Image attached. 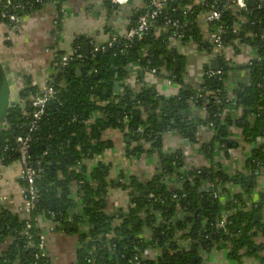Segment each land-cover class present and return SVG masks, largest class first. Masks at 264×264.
I'll use <instances>...</instances> for the list:
<instances>
[{
    "label": "trees",
    "instance_id": "obj_1",
    "mask_svg": "<svg viewBox=\"0 0 264 264\" xmlns=\"http://www.w3.org/2000/svg\"><path fill=\"white\" fill-rule=\"evenodd\" d=\"M5 1L0 0V7ZM28 1H32L31 6ZM63 1L11 0L12 4L24 6L18 11L20 16L52 2L59 21L57 28ZM104 4L108 11L116 9L110 0H104ZM183 4H169L155 26L130 47H125L124 41L116 42L108 51H99L93 59L70 60L63 70L50 76L56 95L49 100L30 144V160L41 168L36 175L40 197L35 212L44 216L51 212L58 230L78 235L77 264H132L134 255L140 256L142 264H201V252L207 254L223 249L227 258L236 264H240L243 257L264 264V243L258 237L264 235L263 195L246 206L255 188L256 171L264 167V129L261 125L264 121V0H247L246 10L240 12L244 18L238 33L228 35L255 47L256 53L249 64L240 67L248 71V83L236 87L231 94L236 100L238 115L230 108L226 86L228 74L235 65L220 62V75L203 74L198 85L201 96L196 94L193 86L183 82L184 57L167 47L169 29L158 30L162 26V16L167 14L190 23L187 29L193 27L195 12L183 15ZM232 12H224L221 19L228 30L237 24ZM193 35L198 48L206 49L207 44L201 36L196 31ZM83 41V36H74L72 47L81 46ZM238 51L236 47L235 53ZM81 63L90 68L76 74ZM131 63L156 68L158 74L180 85L178 94L164 96L144 85L134 89L125 83ZM210 68L209 63L203 64V72ZM115 81L120 82L117 92L112 90ZM104 88L107 89L105 92ZM35 91L36 86H32L30 78L26 77L21 95L27 99ZM190 100L195 101L197 108L205 110V116L197 118L196 125L187 118L189 115L180 114L183 109L189 113ZM101 101L106 102L101 104ZM32 108L26 101L24 109L30 113ZM94 112L101 115L89 121ZM124 116L129 120L126 131L122 122ZM28 118L18 104L9 108L6 124L0 129L2 163L17 159L16 152L10 148L17 135L27 133L25 122ZM210 122L212 125L208 126ZM205 127L212 132L199 145L205 165L200 166L199 172L198 168L183 172L184 162L179 151L164 152L162 149V135L168 130L182 135L186 128L187 136L193 140L197 139L198 129ZM230 127L241 130L244 142H256L244 169L230 171L223 163H215L216 151L222 150L220 144H224L225 157L231 148L238 146V142L229 136ZM106 129H119L129 138L126 154H156L158 167L148 179L135 174L127 177H120V174L121 180L109 179V165L101 162L91 168L89 175L85 167L80 172L74 171L82 157L102 154L111 146L108 140L102 139ZM146 143L149 146L146 147ZM173 174H183L186 179L178 186H170L166 180ZM72 183L77 184L79 211L74 209ZM229 185L239 190L229 191ZM116 187L129 191V206L115 216V213L107 212L106 194L109 188ZM216 190L218 196L213 194ZM173 194H176L175 198ZM50 201H53V209H50ZM177 211L182 212L183 218H175ZM224 215L225 226L219 229L216 225ZM31 222L29 233L32 236L27 238L24 220L0 203V241L11 239L9 247L0 255V264H51L50 258L42 255L39 247L41 229L36 221L32 219ZM144 227L150 230L148 238L142 236ZM184 240H189L188 248L180 245ZM154 247L160 251L156 258L141 256L145 249Z\"/></svg>",
    "mask_w": 264,
    "mask_h": 264
},
{
    "label": "crops",
    "instance_id": "obj_2",
    "mask_svg": "<svg viewBox=\"0 0 264 264\" xmlns=\"http://www.w3.org/2000/svg\"><path fill=\"white\" fill-rule=\"evenodd\" d=\"M145 2L146 0H130L124 5H117L116 9L112 11H108L104 0H64L59 28H57L58 25L54 24L57 15L52 2L44 4L36 11L23 15L15 28L0 21V58L6 65L9 79L14 81L11 82L12 94L17 89L21 101L23 100L21 109L25 108L28 100V98L24 99V96L20 93L25 87V78H30L33 84L39 86L43 84L52 73L51 58L53 51H69L72 48V40L76 35L84 37L82 43H88L90 39L97 42H106L112 34L120 35L128 23L133 22L131 18L135 20L133 16L144 6ZM134 5H136V8L133 7ZM175 47L177 52L184 57L182 77L184 84L193 87L199 85L202 82L203 64L207 61V54L198 49L192 42L175 43ZM254 56L255 52L252 47L242 48L234 64L236 68L231 70L226 80L229 94H232L236 87L248 83V71L240 67ZM129 72V77L125 80V83L131 85L134 89H139L144 85L154 88L156 92L164 96L176 95L180 90V85L175 81L158 73H151L143 69L138 63H131ZM138 78H140L139 81H134ZM14 104L16 102L12 101L11 105ZM230 108L234 114L238 115L239 110L236 105L232 103ZM188 115L191 116V122H193V119L203 118L205 111L195 105H190ZM197 133V139L190 140L187 136L188 144H183L182 135L165 132L162 135V149L164 152L178 150L187 170L203 166L205 161L199 145L200 141H205L210 137L211 131L205 127ZM121 136L117 129H107L102 133V139L111 143V146L107 147L101 154L103 161L110 166V174L114 175L119 172L120 177L137 174L144 179H148L158 167L157 156L154 153H143L140 160L134 161L132 166H127ZM229 136L238 142V146L231 148L227 157L224 156V159L218 162L223 163L230 171L244 169L246 159L253 148L256 147V142H244L241 138V130L235 127H230ZM221 153L225 155V151H221ZM18 170L19 163L17 159L0 165V193L9 195V199L4 205L15 213L18 212L17 209L21 200L17 197L18 189L21 186L17 179ZM166 181L170 186H178L182 183L173 175L168 177ZM229 186L231 187L229 191L236 192V186ZM259 186L262 187L261 190L264 193V177H262ZM259 186L252 192L251 197L254 199H258L260 196ZM116 189L111 188L109 194L106 195L107 207H110L113 203L125 204L127 195L113 192ZM73 200L74 209L79 211L76 208V199ZM261 218L264 221V208ZM39 223L45 233L44 247L51 264H77L75 251L78 246V235L66 234L58 230L57 223L48 221L47 218H40ZM50 228L53 229L50 230ZM142 236L147 238L148 231L144 229ZM258 237L264 243V235ZM10 244V238L0 241V255ZM155 256L148 255L149 258ZM201 257V264H236V262L227 258L224 249L212 250L207 254L201 253ZM240 264H259V262L248 257L241 259Z\"/></svg>",
    "mask_w": 264,
    "mask_h": 264
},
{
    "label": "built area",
    "instance_id": "obj_3",
    "mask_svg": "<svg viewBox=\"0 0 264 264\" xmlns=\"http://www.w3.org/2000/svg\"><path fill=\"white\" fill-rule=\"evenodd\" d=\"M36 2H40L41 0H35ZM111 3L115 6L117 5H124L128 3L130 0H110ZM29 2V3H28ZM28 6L32 5V1H28ZM173 2H184L181 11L183 15L190 14L192 12H195V20L193 21V27L191 29H187V25L190 24L186 21H181L177 18H174L171 14H167L162 16V26L158 28V30H161V28H168L169 29V35L167 40V47L170 50H176L175 43H186V42H192L197 48V44L193 41V32L196 31V33L201 36V39L203 42L207 44V48L200 49L204 51L207 54V61L206 63L211 65V61L213 59H218L219 64L220 62L224 63L225 65H234L237 61V56H239L242 48H245L246 46H250L253 48L255 52V47L246 44L241 43V40L239 38H229L230 33H238L239 25L243 22V15L240 14L241 11H245L247 8V0H146L144 6L141 7L140 10H138L136 13L135 20H133L132 23H128V25L123 29L122 33L120 35L118 34H112L110 38L106 42H97L93 39H90L88 41L89 44V52L88 56H85L81 52V46L72 47L67 52H58L53 51L52 52V60H51V70L52 73H55L59 70H63L72 59H77L78 61L83 60L84 58H91L93 59L96 54L104 50L106 48L111 47L114 43L119 41H124L125 47H130L136 40L141 39L145 34L148 33L152 29V27L155 26V23L158 19V17H161L162 11L167 8V6ZM136 8V5L133 6ZM24 9V6L20 3H14L12 4L11 0H6L5 3L0 7V21L6 23L8 26L15 28L23 15L20 16L18 14V11H22ZM14 11V12H12ZM62 11V6H61ZM227 11H233L232 14L235 15L236 18V25L232 26L229 30L227 29V26L221 23V19L223 17L224 12ZM59 21L56 17L54 20V24L58 25ZM261 38V37H260ZM260 39L258 38L259 42ZM238 48V53H235V48ZM199 49V48H198ZM80 50V51H79ZM248 59V61L244 64H249L254 58ZM143 68V67H142ZM145 70L150 71L151 73H157L156 68H143ZM203 74H207V76H218L220 75V66L218 70H213L210 68L206 73L203 72ZM51 76V75H50ZM171 79V78H170ZM140 78L134 80L139 81ZM172 80V79H171ZM30 84L32 86H36V91L32 94H29L27 102L31 104L33 107L32 110L27 112L25 109H22V112L24 115H28V120L25 122V126L27 129V133L19 134L15 137V143L14 146L10 148V150H14L17 154V160L19 163V170L17 174V179L20 183V188L17 192V197H19L20 204L17 209V214L20 216L21 219L24 220V235L27 238H31V234L29 233V229L32 227L31 220L33 219L36 221V225L41 229L39 220L40 218H47L48 221H53V215L52 213H48L46 216H44L42 213L35 212L38 209V201H39V186L36 182V175L41 170V168L38 166H35L32 164L30 160V144L33 138V132H35L40 124V121L42 117L46 113V106L50 99L54 98L56 95V89L51 84V77H49L43 84L36 85L33 84L30 81ZM196 89V94L198 96H201V90L196 85L194 87ZM137 90V89H136ZM233 93V92H232ZM234 96L230 94V102L236 105ZM106 101H101V104L105 103ZM190 105H195V101L190 100ZM205 111V110H204ZM101 114L99 112H94L93 115L89 118V121L94 120L96 117H99ZM128 117L124 116L122 119L123 125L125 126V131L127 130V122ZM211 122L208 126H211ZM4 127V126H3ZM107 130V129H106ZM121 133V142L124 145V154H125V161L126 165H133V162L140 160L141 155L134 156V155H128L126 154V142L124 139L123 133L117 129ZM105 131V130H104ZM167 133H173L171 131H166ZM212 133V132H211ZM178 134V133H176ZM181 136V134H178ZM145 146H149V143H146ZM222 150L216 151V158L215 163L218 161L221 162L224 159V155L221 153L224 148V144L219 145ZM155 154V153H154ZM156 155V154H155ZM219 159V160H218ZM124 160V159H123ZM98 162H101L103 164H108L103 161L102 155L97 154L92 157H82L80 161L74 166V171L80 172L82 167H85V172L89 175L91 172V168L97 164ZM39 163V162H38ZM37 163V164H38ZM4 164L0 161V165ZM109 165V164H108ZM205 165V164H204ZM121 166H123L121 164ZM197 172H199V167ZM187 170L184 166L182 167V171L184 172ZM258 171V176L256 178L255 182V188L259 186V183L261 182L262 177H264V167H261ZM110 166H109V179H119L117 175H119V172H116L114 175L110 174ZM178 180L181 182H184L186 179V176L183 174L180 176H176L173 174ZM127 177V176H126ZM121 180V178L119 179ZM261 186V184H260ZM259 186V190L261 191L260 194L263 195L264 199V193H262V187ZM227 188V184L225 185ZM71 196L73 199H76V204L78 210L80 209V201L77 196V184L72 183L71 185ZM208 188L211 190L213 189L211 186H208ZM224 188V187H223ZM238 188V187H237ZM254 188V190H255ZM258 188V187H257ZM111 188H109L106 195L109 194ZM125 190L127 198L124 205H119L117 203H113L110 207H107V212L110 214H114L116 216V213L119 210H124L129 206V198H128V190ZM239 190V188H238ZM253 190V191H254ZM252 191V192H253ZM214 196H218V190L213 191ZM252 196V194H251ZM250 196V200L248 203H246V206L249 207L251 203H255L258 199H254ZM172 197H176V194H173ZM9 199L8 194H1L0 193V203L4 204ZM22 215V216H21ZM176 219L183 218V214L180 211H177L175 214ZM119 221V220H118ZM226 223V215L222 217V219L217 223V227L219 229H223ZM53 228H50V230ZM144 230V228H143ZM148 231V236L150 234L149 229H145ZM180 232H178V235ZM40 244L39 247L42 250V255H47L44 247V240H45V233L44 231L40 232ZM148 238V237H147ZM189 240H184L180 242V245L182 247L188 248L189 246ZM158 248H148L145 249L144 252H142V257L149 258L148 255H158L159 254ZM203 253V252H201ZM150 258L154 259L156 258ZM49 257V256H48ZM248 258V257H243ZM242 258V259H243ZM132 264H142V259L138 255H134L133 259L131 260Z\"/></svg>",
    "mask_w": 264,
    "mask_h": 264
},
{
    "label": "water",
    "instance_id": "obj_4",
    "mask_svg": "<svg viewBox=\"0 0 264 264\" xmlns=\"http://www.w3.org/2000/svg\"><path fill=\"white\" fill-rule=\"evenodd\" d=\"M137 14V13H136ZM136 14L133 16L134 18L136 17ZM106 51H108V48H106ZM81 52L83 55L88 56V52H89V44L87 42H84L81 44ZM98 54H96L95 57H97ZM176 64L177 67H179V61L176 60ZM219 60L218 59H213L211 61V68L213 70H218L219 69ZM90 68V65H85L83 63H81L78 68H76L75 72L76 74H80V73H84L86 72V70H88ZM11 82H14L13 80L11 81L9 79V72L6 68L5 63L3 62V60L0 58V129L3 128V126L6 124V119H7V115L9 112V108L12 106L11 103V96H12V88H11ZM120 88V82L119 81H115L112 90L114 92H117ZM104 92L107 90L106 88L103 89ZM188 110L183 109L180 114L185 116L188 115L187 114ZM189 120H191V116L187 117ZM193 124H197V120L193 119ZM189 125V123H188ZM262 125V129H264V121L261 122ZM199 130H202V128H199ZM196 131V129H195ZM197 131V132H198ZM196 132V135H198V133ZM36 134V132L34 133V135ZM182 137H183V144H188V138H187V133H186V128H184L182 130ZM129 138L126 137L125 141L128 142ZM256 167V165H255ZM256 174H258V171H256ZM117 181V180H116ZM50 209H53V201H50Z\"/></svg>",
    "mask_w": 264,
    "mask_h": 264
},
{
    "label": "rangeland",
    "instance_id": "obj_5",
    "mask_svg": "<svg viewBox=\"0 0 264 264\" xmlns=\"http://www.w3.org/2000/svg\"><path fill=\"white\" fill-rule=\"evenodd\" d=\"M11 80H13V79H11ZM11 101H15L16 102V104H18L20 107L22 106V101H21V99H20V95H19V91H17V89H15V92H13V94H12V96H11ZM24 104H25V101H24ZM23 104V105H24ZM124 141H125V139H124ZM126 142V141H125ZM116 157V156H115ZM114 157V158H115ZM133 175V174H132ZM135 175H137V174H135ZM137 176H139V175H137ZM117 189L116 190H114L113 192H115V193H118V194H123L124 196H126V192H125V190L123 191L121 188H119V187H116ZM124 192V193H123ZM117 196V195H116ZM123 197V196H122ZM123 198H125V197H123ZM144 229H146V227H144Z\"/></svg>",
    "mask_w": 264,
    "mask_h": 264
}]
</instances>
